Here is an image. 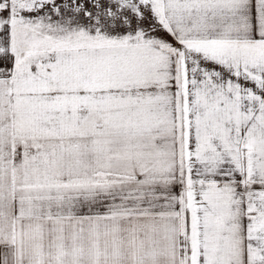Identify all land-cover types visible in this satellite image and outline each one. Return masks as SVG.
Wrapping results in <instances>:
<instances>
[{"label": "snow or ice", "instance_id": "6c2138e0", "mask_svg": "<svg viewBox=\"0 0 264 264\" xmlns=\"http://www.w3.org/2000/svg\"><path fill=\"white\" fill-rule=\"evenodd\" d=\"M0 264H264V0H0Z\"/></svg>", "mask_w": 264, "mask_h": 264}]
</instances>
